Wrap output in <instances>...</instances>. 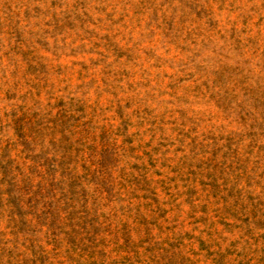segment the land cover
Wrapping results in <instances>:
<instances>
[{"label":"rangeland","instance_id":"obj_1","mask_svg":"<svg viewBox=\"0 0 264 264\" xmlns=\"http://www.w3.org/2000/svg\"><path fill=\"white\" fill-rule=\"evenodd\" d=\"M0 264H264V0H0Z\"/></svg>","mask_w":264,"mask_h":264}]
</instances>
